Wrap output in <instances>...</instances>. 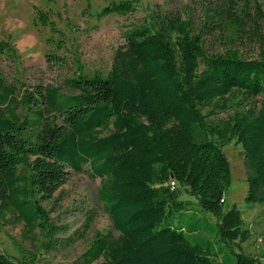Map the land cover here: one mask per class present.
Instances as JSON below:
<instances>
[{
  "label": "trees",
  "instance_id": "obj_1",
  "mask_svg": "<svg viewBox=\"0 0 264 264\" xmlns=\"http://www.w3.org/2000/svg\"><path fill=\"white\" fill-rule=\"evenodd\" d=\"M102 1L97 20L132 14L140 2ZM197 5L198 14L185 18L152 12L122 34L105 77L65 80L68 94L9 82L1 63L20 74V57L0 41V228L22 225L23 242L42 234L46 252L73 243L57 239L68 229L51 225L42 204L71 172L87 168L100 180L97 199L117 235L95 233L71 264H264V251L253 256L243 248L250 232L240 211L224 206L230 170L222 152L230 143L241 147L245 204L264 205V0ZM33 21L55 31L45 13L35 10ZM181 193L215 224L203 233L201 218L188 230L166 225L187 211ZM95 217L89 212L75 236ZM37 261L0 251V264Z\"/></svg>",
  "mask_w": 264,
  "mask_h": 264
},
{
  "label": "rangeland",
  "instance_id": "obj_2",
  "mask_svg": "<svg viewBox=\"0 0 264 264\" xmlns=\"http://www.w3.org/2000/svg\"><path fill=\"white\" fill-rule=\"evenodd\" d=\"M198 1L140 0L132 14L97 20L95 13L105 6L102 0H0V41H8L15 47L21 63L19 74L2 62L3 74L9 82L20 80L28 90L42 84L60 87L62 93L68 94L63 85L65 80L76 79L78 75L86 79L94 74L107 75L114 51L124 45L122 34L126 30L141 25L154 11L172 12L183 18L190 13L198 14ZM35 10L48 16L54 32L49 27L34 25ZM47 56L61 61H48ZM258 100L264 103V96ZM231 114L222 113L217 118L225 120ZM222 152L230 170L224 206L234 205L240 211L244 227L250 232V239L243 248L246 253L259 256L264 251V205L245 204L247 184L241 147L230 143ZM86 171L87 168L79 174L71 172L68 182L55 193L53 200L42 204L51 225L68 229L65 235L58 232L57 239L64 241L72 237L75 238L73 243L46 252L43 250L46 239L42 234L36 233L32 242H23L20 238L22 225H18L0 228V251L14 258L35 256L37 264H71L88 248L95 233L116 236L103 205L97 199L100 180L91 179ZM179 201L183 202L186 213L174 214L166 225L188 230L189 225L201 218L206 221L198 222L203 233L208 225L215 224L214 218L198 207L195 198L181 193ZM89 212L95 213V220L91 229L78 238L75 233L83 231ZM218 247L223 245L218 244ZM225 254L230 257L228 251L221 252L218 262Z\"/></svg>",
  "mask_w": 264,
  "mask_h": 264
},
{
  "label": "built area",
  "instance_id": "obj_3",
  "mask_svg": "<svg viewBox=\"0 0 264 264\" xmlns=\"http://www.w3.org/2000/svg\"><path fill=\"white\" fill-rule=\"evenodd\" d=\"M170 187H171V189H172V190H174V189L176 188V185H175V183H173V182H172V183H170ZM221 202H223V200H222Z\"/></svg>",
  "mask_w": 264,
  "mask_h": 264
}]
</instances>
